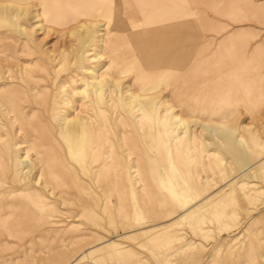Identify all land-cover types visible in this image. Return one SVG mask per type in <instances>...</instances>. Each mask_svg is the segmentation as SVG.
I'll list each match as a JSON object with an SVG mask.
<instances>
[{
	"label": "rangeland",
	"instance_id": "374dc122",
	"mask_svg": "<svg viewBox=\"0 0 264 264\" xmlns=\"http://www.w3.org/2000/svg\"><path fill=\"white\" fill-rule=\"evenodd\" d=\"M21 4L0 0V264H264V0ZM104 6L128 33L86 43L92 29L80 14ZM176 13L180 44L166 52L177 66L146 69V34ZM95 68L102 101L90 88ZM65 116L87 123L71 151ZM165 131L182 140L169 146L193 176L192 203L167 191Z\"/></svg>",
	"mask_w": 264,
	"mask_h": 264
},
{
	"label": "bare ground",
	"instance_id": "6f19581e",
	"mask_svg": "<svg viewBox=\"0 0 264 264\" xmlns=\"http://www.w3.org/2000/svg\"><path fill=\"white\" fill-rule=\"evenodd\" d=\"M8 2L15 4L17 7L21 6L22 2H26V1H30V0H7ZM44 2V0H41ZM105 1V0H104ZM67 8V7H66ZM114 10V9H113ZM95 14L93 16H88L85 13H81L80 15L82 17H87L89 19L88 23L90 24V27L92 29V33L87 37V41L86 43L89 42V40L91 41L93 38L95 39L96 43L98 44H102L104 42V31H107V35L113 34L115 32H119V31H125L128 33V28L126 26V22L124 21V19L119 18L118 16H114L110 13V11L108 10L107 6H104L102 10H100V8L96 9ZM171 15V14H170ZM114 18H113V17ZM151 18V17H150ZM149 18V19H150ZM169 18V17H168ZM171 18V17H170ZM169 18V19H170ZM35 19L38 21V27L42 28L43 27V23L41 21V14L38 10H36L35 12ZM104 20V23H100V20ZM148 20V19H147ZM166 20V19H165ZM148 22V21H146ZM155 22V21H152ZM151 22V24H152ZM159 22V21H157ZM68 23V21H63V24L66 25ZM149 23V22H148ZM147 23V24H148ZM60 24V23H59ZM58 24V25H59ZM156 25V24H155ZM148 26V25H147ZM158 27H155L157 29H152V31L150 33H147L146 35L149 36V34L151 35V38H149V40H146L143 42V44H141L142 48L146 49L149 47H152V49H150L147 52L146 55V60L145 61V68H149L151 67L152 64H163L164 66H177V60L174 59L175 55H173V53L171 52H166V49H170V48H175L178 47V45L180 44V38H181V31H182V14L181 13H176V15L172 18L171 20H166L163 21L161 20V22L157 23ZM60 27V26H59ZM104 28V29H102ZM86 29V28H85ZM84 29V30H85ZM165 29H168L169 32H164ZM22 30V29H21ZM20 30V31H21ZM23 31V30H22ZM148 31V30H147ZM87 32V31H86ZM144 33V32H143ZM120 34V33H119ZM144 35V34H143ZM141 35V36H143ZM145 35V36H146ZM144 36V37H145ZM128 37L130 39H136V36L130 34L128 35ZM138 37V36H137ZM140 37V36H139ZM113 39H105V43L108 42H112ZM137 40V39H136ZM135 40V41H136ZM142 40V38H141ZM138 41V40H137ZM136 41V42H137ZM141 42V41H140ZM135 43V42H134ZM139 43V42H138ZM137 43V44H138ZM139 45H136L137 48L135 47L132 52H137L139 49ZM27 48V47H26ZM144 49H142L144 51ZM87 52H84V54H86ZM145 55V54H143ZM90 56V55H89ZM142 57V56H141ZM95 58H97V60H101L102 56H100L99 54L95 55ZM143 58V57H142ZM140 60V59H139ZM141 62V61H140ZM143 62V61H142ZM144 67V66H143ZM141 68V67H140ZM124 71V70H123ZM122 71V72H123ZM93 73V77H92V83L90 85L91 90H93V93L96 95L97 100L102 101L103 99V93H102V89L104 88V85L102 84L101 80L103 78V76L105 74H99L98 75V69L95 68L93 71H91ZM89 80V79H88ZM78 83V82H77ZM88 85V84H87ZM61 86V85H59ZM156 88V87H155ZM159 88V87H158ZM154 90V89H153ZM157 90V89H156ZM127 91V90H126ZM126 94V93H125ZM121 96V95H119ZM127 96L129 97V99L134 100V95L128 90L127 92ZM139 98V96H138ZM126 99V98H125ZM142 99V98H140ZM151 99V98H149ZM51 100V99H50ZM146 100V99H143ZM147 101V100H146ZM96 103V101H95ZM136 106V105H135ZM143 106V105H142ZM146 106V105H145ZM147 107V106H146ZM96 108V106L94 107ZM93 110V109H92ZM96 110H99V108L97 107ZM155 109L153 108H149V112L147 115L150 119L156 117V113H153ZM53 112V111H52ZM51 112V113H52ZM147 112V111H146ZM145 112V113H146ZM162 113V112H161ZM234 113V112H233ZM94 114V113H93ZM235 114V113H234ZM51 117V116H50ZM54 117V116H53ZM51 117V118H53ZM96 118V117H95ZM92 119V118H91ZM163 120L162 119H157L156 117V123L159 121L161 122ZM173 120L175 122V126L178 128L185 127V122L182 121L178 116L174 115L173 116ZM94 122V121H93ZM170 122V121H169ZM87 123L85 121H82L78 118L75 119H70L69 116H65L64 118H62V124L60 125L61 129L66 131V135L62 137L63 141L66 144V149L71 151V144L70 142L77 136V137H81L82 138V134L84 133V129L87 127L86 125ZM164 125V124H163ZM165 127V125H164ZM203 128L212 131L211 129H209L206 125H202ZM175 129H172V133H175ZM184 129V128H183ZM220 133L223 135V143L226 146V148L231 152V153H240L241 154V146H240V142H235V140L233 141L232 136L229 132L227 131H220ZM59 134V133H58ZM165 135L167 136V142L162 141V143H164L162 145V151L164 153V163L166 166H163V177L165 180V184L167 185L168 189L167 191L169 192L170 195H173L174 197H176V202L177 203H192L193 201H191V195H189V192L192 191L193 188V184H194V179L193 176L188 172V165H184V172L180 171L179 168L174 164L173 159H172V153L173 151L175 152V148L171 147V145L169 146V143H171V141L173 142L175 139L178 140L179 144L182 143L181 138L179 139L178 136H172L168 131H165ZM179 135V134H178ZM182 135V134H181ZM8 137V136H7ZM181 137V136H180ZM214 137V136H213ZM9 139V138H8ZM159 140V139H158ZM88 141V140H87ZM82 142V141H81ZM86 142V141H85ZM91 142V141H89ZM166 142V143H165ZM177 142V143H178ZM160 143V142H157ZM80 147L82 143H79ZM161 144V143H160ZM78 145V144H77ZM85 145V144H84ZM93 145V144H92ZM5 146V145H4ZM3 146V147H4ZM87 146V145H86ZM93 147V146H92ZM85 148V146H84ZM83 148V149H84ZM87 148V147H86ZM27 149V148H26ZM77 149V147H76ZM80 149V148H78ZM82 149V150H83ZM85 150V149H84ZM95 150V148H94ZM188 150V149H187ZM240 150V152H238ZM67 151V150H66ZM81 151V150H80ZM79 151V152H80ZM96 151V150H95ZM98 151V150H97ZM96 151V152H97ZM177 151V150H176ZM8 152V151H7ZM26 153V152H25ZM93 153V152H92ZM82 154V152H81ZM83 154H87L86 150L85 152H83ZM96 154V153H95ZM98 154V153H97ZM216 154V153H215ZM68 155V154H67ZM186 156V154H184ZM189 153L187 154L186 157H188ZM78 156V155H77ZM91 158V161L93 164H95L96 160V155L91 157V155H89ZM26 157V155L24 156ZM74 157V156H73ZM85 157V156H84ZM87 157V156H86ZM88 158V159H89ZM86 159V158H84ZM204 159V158H203ZM247 159V158H246ZM109 160V159H108ZM212 161V160H211ZM236 161V160H235ZM29 162V161H28ZM85 162V160H84ZM83 162V163H84ZM220 162V161H219ZM27 160L23 159L21 161L18 162V164L21 166V172L23 173H28L29 172V168L26 166ZM222 163V162H220ZM244 163V162H243ZM82 164V163H81ZM89 164V165H90ZM188 164V163H187ZM101 165V164H100ZM155 165V164H154ZM88 167V165L86 166ZM99 169V168H98ZM104 169V165L101 168ZM132 170V169H131ZM238 171V169H236ZM99 171V170H98ZM251 171V170H250ZM161 172V171H160ZM98 174V172H97ZM137 174V173H136ZM12 178V177H11ZM42 180V179H41ZM36 182V180H35ZM34 182V183H35ZM11 183V182H10ZM43 183V180H42ZM53 184V183H52ZM12 185V184H11ZM155 185V184H154ZM57 188V187H56ZM196 189V188H195ZM40 190V189H38ZM54 190V189H53ZM35 191V190H34ZM33 191V192H34ZM80 191V190H79ZM45 192V191H44ZM234 192V191H233ZM28 193V192H27ZM49 193V192H47ZM197 193V192H196ZM25 194V193H24ZM21 195V194H20ZM34 195V193H33ZM36 199L41 198L39 196H37V194H35ZM1 196V195H0ZM27 198V197H25ZM236 199V198H235ZM25 200V199H24ZM38 200V199H37ZM44 200V199H43ZM47 200V199H46ZM44 200V202L46 201ZM30 201V200H29ZM30 202H33L32 200ZM35 202V201H34ZM40 202V201H39ZM36 203V202H35ZM34 204V203H33ZM40 204V203H39ZM36 205V204H35ZM38 206V205H37ZM36 206V208H37ZM43 206V205H42ZM41 208V207H40ZM44 209V208H43ZM42 209V210H43ZM46 209V208H45ZM44 213V210L43 212ZM60 216V215H59ZM57 226V225H56ZM60 226V225H59ZM74 229V228H73ZM89 253V252H88Z\"/></svg>",
	"mask_w": 264,
	"mask_h": 264
}]
</instances>
